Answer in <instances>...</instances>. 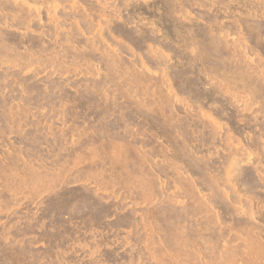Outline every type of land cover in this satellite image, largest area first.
<instances>
[{"label": "rangeland", "instance_id": "374dc122", "mask_svg": "<svg viewBox=\"0 0 264 264\" xmlns=\"http://www.w3.org/2000/svg\"><path fill=\"white\" fill-rule=\"evenodd\" d=\"M262 248L264 0H0V264Z\"/></svg>", "mask_w": 264, "mask_h": 264}, {"label": "bare ground", "instance_id": "6f19581e", "mask_svg": "<svg viewBox=\"0 0 264 264\" xmlns=\"http://www.w3.org/2000/svg\"><path fill=\"white\" fill-rule=\"evenodd\" d=\"M171 4V3H170ZM202 6V5H201ZM199 28V27H198ZM18 40V39H17ZM40 48V47H39ZM213 52V51H212ZM207 89V88H206ZM70 99V98H69ZM81 107V106H80ZM32 110V109H31ZM40 113V112H39ZM111 113V112H110ZM114 121V120H113ZM87 123V122H86ZM51 125V124H50ZM55 125V124H54ZM49 130V129H48ZM43 134V133H42ZM39 136V135H38ZM160 138V137H159ZM55 139V138H54ZM73 142V141H72ZM73 144V143H72ZM87 144V143H86ZM55 145V144H54ZM82 147V146H81ZM110 147V146H109ZM112 147V146H111ZM124 147V146H123ZM122 147V150H124V148ZM116 148H117V146H116ZM111 149V148H110ZM119 149V148H118ZM91 150H93V149H91ZM112 150V149H111ZM121 150V151H122ZM128 150V149H127ZM79 151V150H78ZM88 151V150H87ZM80 152V151H79ZM124 152V151H123ZM123 152H122V154H123ZM81 153V152H80ZM93 153V152H92ZM118 154V153H117ZM187 154V153H186ZM80 155V154H79ZM110 155V154H109ZM128 156V155H127ZM83 157H85V156H83ZM97 157V156H96ZM123 157V156H122ZM75 159V158H74ZM130 159V158H129ZM26 160V159H25ZM71 160H73V159H71ZM84 160H85V158H84ZM114 160V159H113ZM112 160V161H113ZM115 160H117V159H115ZM114 160V161H115ZM76 161V160H75ZM83 161V160H82ZM66 162V161H65ZM134 163V162H133ZM139 163V162H138ZM138 163H137V165H138ZM70 164V163H69ZM121 164H122V162H121ZM121 164H119V165H121ZM141 165V164H140ZM68 167H69V165H68ZM128 169V168H127ZM3 171V170H2ZM130 172V171H129ZM95 173V172H94ZM133 174V173H132ZM135 174V173H134ZM71 175V174H70ZM125 175V174H124ZM127 175V174H126ZM98 176V175H97ZM133 179H135L134 177H133ZM135 184V183H134ZM130 185V184H129ZM133 186V185H132ZM137 188V187H136ZM241 227V226H240ZM248 227V226H247ZM250 227V226H249ZM248 227V228H249ZM199 229V228H198ZM243 229V228H242ZM255 229V228H254ZM240 231V230H239ZM244 231V230H243ZM246 232V231H245ZM243 233V232H242ZM254 233H255V231H254ZM247 236V235H246ZM253 236V235H252ZM251 236V237H252ZM242 239V238H241ZM247 239V238H246ZM251 243V242H250ZM251 246H253V244L251 245ZM260 246V245H259ZM248 247V246H247ZM250 248V247H249ZM263 249V248H262ZM264 250V249H263ZM252 252V251H251ZM250 252V253H251ZM254 252V251H253ZM256 253V252H255ZM246 254V253H245ZM241 255H243V254H241ZM245 257H247V256H245ZM255 257V256H254ZM253 257V258H254ZM243 258V257H242ZM258 258V257H257ZM245 260V259H244ZM218 263H220V262H218ZM241 263V262H240ZM249 263V262H248ZM256 263V262H255ZM221 264V263H220ZM229 264V263H228ZM232 264V263H231ZM233 264H235V263H233ZM260 264V263H259Z\"/></svg>", "mask_w": 264, "mask_h": 264}]
</instances>
